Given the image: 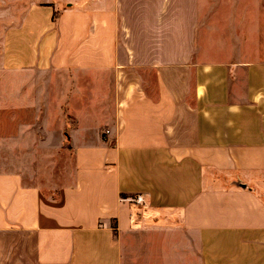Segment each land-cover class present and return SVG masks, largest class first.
Returning a JSON list of instances; mask_svg holds the SVG:
<instances>
[{
  "label": "crops",
  "instance_id": "1",
  "mask_svg": "<svg viewBox=\"0 0 264 264\" xmlns=\"http://www.w3.org/2000/svg\"><path fill=\"white\" fill-rule=\"evenodd\" d=\"M0 72L72 164L0 158V264H264V0L32 4Z\"/></svg>",
  "mask_w": 264,
  "mask_h": 264
},
{
  "label": "rangeland",
  "instance_id": "2",
  "mask_svg": "<svg viewBox=\"0 0 264 264\" xmlns=\"http://www.w3.org/2000/svg\"><path fill=\"white\" fill-rule=\"evenodd\" d=\"M65 1L67 0H0V40L8 20L9 23H17L28 6L49 2L57 8ZM77 3L82 2L77 1ZM6 79V75L0 72V158L3 164L16 168L30 181L39 183L44 188L67 183L72 170L71 157L67 145L56 144L58 139L55 138L57 135L55 130L44 129L41 124L40 127L36 126L33 129L32 126L24 130L27 125L22 123L21 128H18L17 120L10 125V121L17 116L16 112H20L19 117L22 119L25 115L31 118L33 123L38 122V119L34 122L33 118L35 116L39 118L43 114L42 98H37V107L33 105L34 109L31 111V100L23 95L21 82L18 89L15 87L14 93V90H8ZM9 101L15 105L17 111L14 113L8 112ZM8 124L15 138L9 137ZM54 182L57 184H53ZM161 213L158 212L156 215L161 217Z\"/></svg>",
  "mask_w": 264,
  "mask_h": 264
},
{
  "label": "built area",
  "instance_id": "3",
  "mask_svg": "<svg viewBox=\"0 0 264 264\" xmlns=\"http://www.w3.org/2000/svg\"><path fill=\"white\" fill-rule=\"evenodd\" d=\"M130 200L135 203H139L142 200V196L140 194H136L135 196H131Z\"/></svg>",
  "mask_w": 264,
  "mask_h": 264
},
{
  "label": "trees",
  "instance_id": "4",
  "mask_svg": "<svg viewBox=\"0 0 264 264\" xmlns=\"http://www.w3.org/2000/svg\"><path fill=\"white\" fill-rule=\"evenodd\" d=\"M56 15H57V12L56 11H53L52 12V15H51L52 20L55 19Z\"/></svg>",
  "mask_w": 264,
  "mask_h": 264
}]
</instances>
